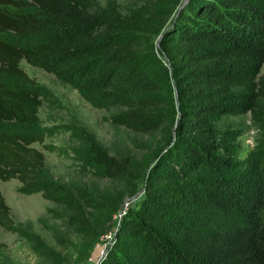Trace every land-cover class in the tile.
I'll list each match as a JSON object with an SVG mask.
<instances>
[{
	"label": "trees",
	"instance_id": "trees-1",
	"mask_svg": "<svg viewBox=\"0 0 264 264\" xmlns=\"http://www.w3.org/2000/svg\"><path fill=\"white\" fill-rule=\"evenodd\" d=\"M178 4L141 0L147 19L133 23L111 1L0 0V182L15 179L21 193L64 206L85 246L122 202L88 211L44 173L42 153L30 147L43 135L10 130L35 129L45 95L23 59L122 106L124 129L161 138L164 155L144 180L156 216L135 210L121 220L100 264H264V136L238 159L239 134L223 125L226 114L247 112L264 131V0H187L174 14ZM135 26L160 30L159 47H143ZM94 161L122 196L136 194L143 168L101 150ZM177 191L179 206L166 200ZM160 228L180 240L161 239ZM0 229L22 235L1 194Z\"/></svg>",
	"mask_w": 264,
	"mask_h": 264
},
{
	"label": "rangeland",
	"instance_id": "rangeland-1",
	"mask_svg": "<svg viewBox=\"0 0 264 264\" xmlns=\"http://www.w3.org/2000/svg\"><path fill=\"white\" fill-rule=\"evenodd\" d=\"M107 1L112 2L121 16L128 15L133 23L138 20L143 23L147 19L142 15L141 0H98L102 6ZM178 1L174 14L187 0ZM134 28L132 34L138 35L143 47H159L160 30L150 33L145 28ZM50 35V31H45L31 38L41 40ZM18 65L45 95L38 108L37 127L10 125V130L19 133L36 131L43 135L41 144L33 143L30 147L42 153L44 173L66 192L78 194L88 211L92 212L89 208L92 205L113 208L119 197L122 202L114 211L104 234L90 246H85L64 206L42 199L38 192L21 193V185L15 179L0 182V194L8 207L9 216L22 231V235H17L0 229V243L4 245L0 249V264H100L121 220L133 218L135 210L155 213L154 201L150 194H145L144 180L154 163L164 155L161 138L157 134L143 135L124 129L119 123V112L123 107L108 102L107 96L100 97V92L79 90L68 77L56 76L39 66L27 64L23 59ZM259 73H264V63ZM223 125L224 129L239 134L234 140L240 150L238 159L245 158L264 136L261 126L253 122L247 112L226 114ZM98 150L143 168L134 196L123 197L120 185L99 175L94 161ZM181 198L182 194L177 191L166 200L179 206ZM160 229L163 240L178 241L181 238V234ZM32 240H37L50 257L42 256Z\"/></svg>",
	"mask_w": 264,
	"mask_h": 264
}]
</instances>
